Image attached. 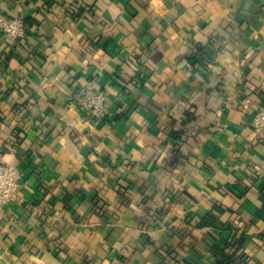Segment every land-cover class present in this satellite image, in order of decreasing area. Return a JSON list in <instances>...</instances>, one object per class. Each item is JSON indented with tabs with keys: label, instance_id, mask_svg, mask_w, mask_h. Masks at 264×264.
<instances>
[{
	"label": "crops",
	"instance_id": "obj_1",
	"mask_svg": "<svg viewBox=\"0 0 264 264\" xmlns=\"http://www.w3.org/2000/svg\"><path fill=\"white\" fill-rule=\"evenodd\" d=\"M0 264H264V0H0ZM103 90L112 122L75 100Z\"/></svg>",
	"mask_w": 264,
	"mask_h": 264
},
{
	"label": "built area",
	"instance_id": "obj_2",
	"mask_svg": "<svg viewBox=\"0 0 264 264\" xmlns=\"http://www.w3.org/2000/svg\"><path fill=\"white\" fill-rule=\"evenodd\" d=\"M0 31L15 40L24 37L26 25L20 17H9L0 13ZM75 100L85 111L87 119L112 122L114 112L103 90L87 84L76 94ZM251 121L254 135L264 137V110H257ZM22 184L17 167L0 160V209L17 200Z\"/></svg>",
	"mask_w": 264,
	"mask_h": 264
},
{
	"label": "trees",
	"instance_id": "obj_3",
	"mask_svg": "<svg viewBox=\"0 0 264 264\" xmlns=\"http://www.w3.org/2000/svg\"><path fill=\"white\" fill-rule=\"evenodd\" d=\"M25 23V22H24ZM114 120V119H113Z\"/></svg>",
	"mask_w": 264,
	"mask_h": 264
}]
</instances>
